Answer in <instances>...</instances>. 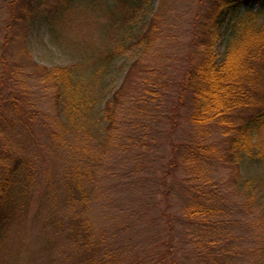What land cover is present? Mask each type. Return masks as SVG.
Wrapping results in <instances>:
<instances>
[{
    "label": "trees",
    "instance_id": "1",
    "mask_svg": "<svg viewBox=\"0 0 264 264\" xmlns=\"http://www.w3.org/2000/svg\"><path fill=\"white\" fill-rule=\"evenodd\" d=\"M197 1L169 76L152 53L180 40L159 8L92 0L100 39L41 67L23 42L68 0H4L0 248L34 223L55 264L261 263L264 0Z\"/></svg>",
    "mask_w": 264,
    "mask_h": 264
},
{
    "label": "rangeland",
    "instance_id": "2",
    "mask_svg": "<svg viewBox=\"0 0 264 264\" xmlns=\"http://www.w3.org/2000/svg\"><path fill=\"white\" fill-rule=\"evenodd\" d=\"M92 0H68V12L60 23H53L55 31L49 28L47 22L36 21L30 32L26 35L23 46L28 48L31 62L41 67H52L55 65L71 63L79 59L81 53L78 45L96 43L100 39L92 29L94 24L98 25L96 14L100 15L98 10L86 8ZM101 3L106 0H93ZM113 2L115 0H107ZM146 6V10L151 11L159 8L161 17L174 27L175 34L180 40L179 50L177 47L170 46L168 41L159 43L153 53V66L157 70H162L167 75L172 76L178 66L188 53V38L185 36L186 30L183 26L189 18L199 8L197 0H140ZM4 0H0V24L5 16ZM252 7L254 12L260 10L258 5H244L240 11L243 15ZM46 23V24H45ZM52 24V22H51ZM3 26H0L2 28ZM56 33V34H55ZM222 35L216 40L215 51L218 55L224 52V40ZM190 40V39H189ZM187 47V48H186ZM192 51V50H191ZM29 57V58H30ZM77 57V58H76ZM28 61L25 60V63ZM174 62L176 65H174ZM167 66V67H164ZM169 67V68H168ZM186 126L182 127L178 137L184 139L187 137ZM43 231L39 227L30 226L21 233H9L0 248V264H55V249L53 246L44 242ZM260 264H264L262 259Z\"/></svg>",
    "mask_w": 264,
    "mask_h": 264
}]
</instances>
